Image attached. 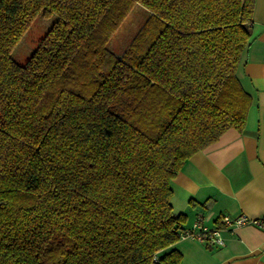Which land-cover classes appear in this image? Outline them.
<instances>
[{"label": "trees", "instance_id": "obj_1", "mask_svg": "<svg viewBox=\"0 0 264 264\" xmlns=\"http://www.w3.org/2000/svg\"><path fill=\"white\" fill-rule=\"evenodd\" d=\"M147 17L107 46L136 5ZM254 0H0V264H179L171 181L252 103ZM55 16L24 64L13 47Z\"/></svg>", "mask_w": 264, "mask_h": 264}, {"label": "crops", "instance_id": "obj_2", "mask_svg": "<svg viewBox=\"0 0 264 264\" xmlns=\"http://www.w3.org/2000/svg\"><path fill=\"white\" fill-rule=\"evenodd\" d=\"M252 103L242 131L228 129L217 141L185 160L171 181L173 211L191 227L197 214L213 225L223 214L264 216V0H254L251 40L237 71ZM224 245L188 237L174 244L179 264H264V230H223Z\"/></svg>", "mask_w": 264, "mask_h": 264}, {"label": "rangeland", "instance_id": "obj_3", "mask_svg": "<svg viewBox=\"0 0 264 264\" xmlns=\"http://www.w3.org/2000/svg\"><path fill=\"white\" fill-rule=\"evenodd\" d=\"M54 17L46 18L37 15L33 18L27 30L13 47L11 56L16 62L25 63L40 38L50 27ZM146 17L147 11L141 5L136 4L109 39L108 48L115 53L123 51Z\"/></svg>", "mask_w": 264, "mask_h": 264}, {"label": "built area", "instance_id": "obj_4", "mask_svg": "<svg viewBox=\"0 0 264 264\" xmlns=\"http://www.w3.org/2000/svg\"><path fill=\"white\" fill-rule=\"evenodd\" d=\"M247 225L264 230V216L250 217L244 213L235 216L223 214L217 218L215 224L208 225L205 223V215L199 213L192 226L183 230L181 237H188L207 245L223 246L225 243L222 236L223 230H232Z\"/></svg>", "mask_w": 264, "mask_h": 264}]
</instances>
